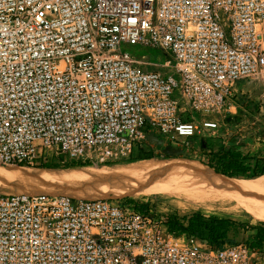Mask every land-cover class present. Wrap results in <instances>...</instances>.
Returning a JSON list of instances; mask_svg holds the SVG:
<instances>
[{
  "label": "built area",
  "instance_id": "1",
  "mask_svg": "<svg viewBox=\"0 0 264 264\" xmlns=\"http://www.w3.org/2000/svg\"><path fill=\"white\" fill-rule=\"evenodd\" d=\"M251 79L264 99V0H0V165L157 155L218 130ZM0 264H264V247L178 237L121 199L0 195Z\"/></svg>",
  "mask_w": 264,
  "mask_h": 264
},
{
  "label": "rangeland",
  "instance_id": "2",
  "mask_svg": "<svg viewBox=\"0 0 264 264\" xmlns=\"http://www.w3.org/2000/svg\"><path fill=\"white\" fill-rule=\"evenodd\" d=\"M123 51L134 56L137 61L143 56H147L151 63L159 66L167 60V58L162 56L157 50L124 45ZM238 89L239 93L232 99L228 111L225 113L223 112L219 116L222 121L218 130L202 131L195 138L186 141L184 145L183 142H181L178 146L172 148L169 153H164L162 151L157 155H153L151 159L167 160L168 163L188 160L202 164L201 160L206 159L205 154L202 152L205 146H209L210 149H208V151L218 150L220 148L235 149L241 152L243 157L248 159L247 164L251 163L249 160H253V158L264 159V99L262 84L258 79H251L240 83ZM181 146H185L186 149L182 148L181 153H178L176 150H180ZM208 151L206 153H209ZM144 160H140L139 157H136L135 159L114 164H85L81 167L50 169L55 180L52 179L45 185L33 180L35 175L40 174L41 170H44L38 166L24 168L23 166L0 165V195L4 193L6 195L22 196L51 195L69 197L72 199L82 197V200L110 197L109 199L130 200V202L135 203L141 207V209H152L154 213H158L159 215H173L181 220L199 212L206 216H216L232 221L234 230L230 233V238L233 239L235 243L246 240L250 242L255 238L258 230L261 229V223H264V219L256 215L250 216L244 209L236 207L237 204L235 203H228L226 206L222 207L217 206L215 209L198 210L179 204L176 199L167 198L155 193L150 195L142 194L140 197L118 194L113 191L115 185L114 183L111 185L112 181L97 182L90 185L87 190L80 189L82 184L85 185L97 181V179H99L98 174H101L105 170L129 166ZM206 168L208 169V167ZM212 172L215 171L212 169ZM60 175L65 177L73 176L74 183L70 181H61L58 179ZM16 178L18 180H16ZM255 178L256 177L250 176L236 179L245 181ZM66 179L68 180V177ZM258 247H264V245Z\"/></svg>",
  "mask_w": 264,
  "mask_h": 264
},
{
  "label": "bare ground",
  "instance_id": "3",
  "mask_svg": "<svg viewBox=\"0 0 264 264\" xmlns=\"http://www.w3.org/2000/svg\"><path fill=\"white\" fill-rule=\"evenodd\" d=\"M67 177L60 175L58 179L74 183L73 176ZM98 178L93 183L82 184L80 189L87 190L90 185L97 182L112 181L111 185L112 183L115 185L113 191L118 194L140 197L142 194L155 193L176 199L179 204L198 210L215 209L217 206L235 203L236 207L244 209L250 216L256 215L264 219V175L239 181L214 175L202 164L194 161L180 160L168 163L167 160L150 159L105 170L98 174ZM52 179L54 177L50 169L41 170L40 174L33 177L34 181L42 185L48 184Z\"/></svg>",
  "mask_w": 264,
  "mask_h": 264
},
{
  "label": "trees",
  "instance_id": "4",
  "mask_svg": "<svg viewBox=\"0 0 264 264\" xmlns=\"http://www.w3.org/2000/svg\"><path fill=\"white\" fill-rule=\"evenodd\" d=\"M209 146L202 149L205 154V160L201 163L208 167L214 175L226 179H236L239 177H259L264 175V159L253 158L251 163L247 164V158L235 149L220 148L218 150H209ZM209 153H206V152ZM140 160L153 158L152 154L139 156ZM85 164L59 165L52 162L42 163L38 167L41 169H63L68 167H81ZM90 165V164H87ZM25 168V166H23ZM212 169L215 172H212ZM130 201V200H129ZM166 223L169 230L176 236L185 234L191 238H197L207 242L213 247H223L225 244H233L235 241L230 238V233L234 230V224L229 219L216 216H206L203 213H194L191 216L181 220L173 215L166 216ZM254 246L264 245V223H261V229L258 230L255 238L251 241Z\"/></svg>",
  "mask_w": 264,
  "mask_h": 264
},
{
  "label": "water",
  "instance_id": "5",
  "mask_svg": "<svg viewBox=\"0 0 264 264\" xmlns=\"http://www.w3.org/2000/svg\"><path fill=\"white\" fill-rule=\"evenodd\" d=\"M151 138L152 140L156 141L158 143V145H162V142L157 138V137H154V135H151ZM172 150L171 147H167L165 150H164V153H169L170 151ZM178 153H181V150H176Z\"/></svg>",
  "mask_w": 264,
  "mask_h": 264
}]
</instances>
